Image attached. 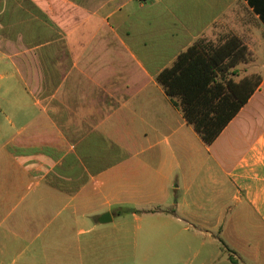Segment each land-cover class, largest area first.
<instances>
[{"label":"crops","instance_id":"obj_1","mask_svg":"<svg viewBox=\"0 0 264 264\" xmlns=\"http://www.w3.org/2000/svg\"><path fill=\"white\" fill-rule=\"evenodd\" d=\"M68 5L0 74V264H113L166 228L215 244L200 264H264V0ZM230 38L247 59L216 56ZM192 47L221 83L261 80L211 145L157 80Z\"/></svg>","mask_w":264,"mask_h":264},{"label":"trees","instance_id":"obj_2","mask_svg":"<svg viewBox=\"0 0 264 264\" xmlns=\"http://www.w3.org/2000/svg\"><path fill=\"white\" fill-rule=\"evenodd\" d=\"M9 11L5 12L8 19L6 17L4 23H8L3 33L10 40L19 36L26 46L38 45L58 35L51 29L52 22L46 14L31 0H16V5ZM236 46L239 54L244 52L247 59V48L236 38H230L217 50L216 56H236ZM194 50L192 47L180 55L174 66L164 70L157 80L172 103L180 106L187 124L193 127L205 145H211L247 103L261 80L255 75L239 83L231 80L221 83L213 71L217 67L216 56L207 57L206 62L201 58V61L190 63Z\"/></svg>","mask_w":264,"mask_h":264},{"label":"rangeland","instance_id":"obj_3","mask_svg":"<svg viewBox=\"0 0 264 264\" xmlns=\"http://www.w3.org/2000/svg\"><path fill=\"white\" fill-rule=\"evenodd\" d=\"M78 1L79 0H70L73 4L78 3ZM31 2H33L40 10L46 12L52 11L55 13L71 8L68 5V0H31ZM14 4L16 5V0H0V57L5 64L0 68V74L6 75L13 74L10 66H13L12 59L16 57V53H23L24 51V48L20 45L19 36L10 40L8 36L3 33V30L7 27L8 23H4L6 17L8 19L7 13L10 12L9 10L12 9ZM3 11L4 14L2 13ZM2 122L3 118L0 115V124H2ZM13 136V130L8 128L0 129V153L5 141L10 140ZM10 148L11 147L9 146L7 147V149ZM168 211L171 212L172 210L170 209ZM131 242H133V244L126 246V257H121L120 253L117 252L114 257H112L114 258L112 261L113 264H200L202 261L208 260L211 253L216 251L215 244L209 238L204 237V246H201L196 242L191 241V238H173L172 235L168 234L167 228L165 231V237L159 242V244L155 235L141 236V233H139L138 237H133ZM191 249H200L202 254H200L199 258L194 260L191 258ZM104 261L105 258L101 256L100 264H104Z\"/></svg>","mask_w":264,"mask_h":264},{"label":"water","instance_id":"obj_4","mask_svg":"<svg viewBox=\"0 0 264 264\" xmlns=\"http://www.w3.org/2000/svg\"><path fill=\"white\" fill-rule=\"evenodd\" d=\"M101 223H108L110 221V214L106 213L101 216Z\"/></svg>","mask_w":264,"mask_h":264}]
</instances>
